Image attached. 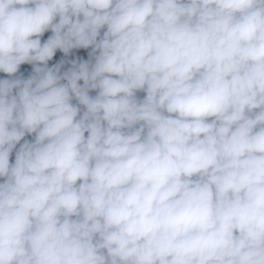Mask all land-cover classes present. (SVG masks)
Segmentation results:
<instances>
[{
    "label": "clouds",
    "instance_id": "9594fccd",
    "mask_svg": "<svg viewBox=\"0 0 264 264\" xmlns=\"http://www.w3.org/2000/svg\"><path fill=\"white\" fill-rule=\"evenodd\" d=\"M0 73V264H264V0H0Z\"/></svg>",
    "mask_w": 264,
    "mask_h": 264
},
{
    "label": "trees",
    "instance_id": "16d2710c",
    "mask_svg": "<svg viewBox=\"0 0 264 264\" xmlns=\"http://www.w3.org/2000/svg\"><path fill=\"white\" fill-rule=\"evenodd\" d=\"M25 67H28V66H25V65H22L21 68L24 69ZM4 74L0 73V77H3Z\"/></svg>",
    "mask_w": 264,
    "mask_h": 264
}]
</instances>
